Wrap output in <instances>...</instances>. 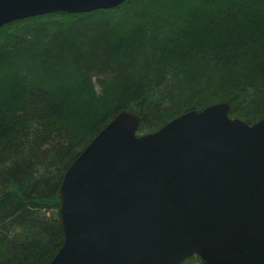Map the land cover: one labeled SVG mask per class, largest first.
<instances>
[{"label":"trees","instance_id":"1","mask_svg":"<svg viewBox=\"0 0 264 264\" xmlns=\"http://www.w3.org/2000/svg\"><path fill=\"white\" fill-rule=\"evenodd\" d=\"M179 36L205 42L155 64ZM132 37V53L105 58L109 45ZM0 78L17 87V104L0 107V122L33 121L0 140V264H49L63 244L56 221L63 174L115 115L135 113L138 136L223 102L230 118L249 125L264 118V0H127L109 10L17 20L0 28ZM120 90L122 101L92 103L98 111L79 128L42 114H53L55 97L82 104ZM200 263L192 256L182 264Z\"/></svg>","mask_w":264,"mask_h":264},{"label":"water","instance_id":"2","mask_svg":"<svg viewBox=\"0 0 264 264\" xmlns=\"http://www.w3.org/2000/svg\"><path fill=\"white\" fill-rule=\"evenodd\" d=\"M127 0H0V28ZM226 102L137 135L123 110L81 150L57 191L63 244L49 264H264V118Z\"/></svg>","mask_w":264,"mask_h":264},{"label":"rangeland","instance_id":"3","mask_svg":"<svg viewBox=\"0 0 264 264\" xmlns=\"http://www.w3.org/2000/svg\"><path fill=\"white\" fill-rule=\"evenodd\" d=\"M202 31V29H201ZM188 41L192 40V37L185 36ZM200 37V36H199ZM194 37V39H197L193 42L185 43L181 40V36L175 37L173 41H171V47L169 49L161 47V49L158 51L157 55L155 56V64L156 62L158 64H162L166 60L172 59L173 57H177L179 55H185L186 53L192 51L194 48H199L203 42H205V37L199 38ZM190 38V39H189ZM218 39V38H217ZM233 38L229 40L231 42ZM137 45V41L132 38H126L124 41L116 42L115 44L109 45L106 49L104 56L107 60H110L111 62H117L123 58V55L126 53H132L135 49V46ZM165 52H162V51ZM221 52V51H219ZM218 53V52H214ZM13 89V90H10ZM14 90H17L16 85L14 84L13 79L8 78H0V107H5L6 105H15L17 104V101H12V95ZM121 93H118L116 91L106 92L104 96L101 97V99H96L97 102H89L84 101L81 103H56L55 100L57 98L51 99V102L49 103L48 108L53 111V114L47 110H42V114L45 113V117L50 118H56L60 119L61 121H68L71 125L78 122L77 128H79L84 121L88 118V116L92 117L94 113L98 110H95L97 108V105H99L101 102H113V101H122L125 96L123 92L125 90H120ZM11 101V102H8ZM96 104V107L92 109V105ZM98 103V104H97ZM45 109V108H44ZM45 111V112H44ZM33 121L30 119H24L21 121L13 122V124H10V122L5 121L4 118L2 122H0V140L1 139H9L17 134L20 133L24 128L28 127L30 124H32ZM40 259L39 256H35L32 259V263H35L36 260Z\"/></svg>","mask_w":264,"mask_h":264}]
</instances>
